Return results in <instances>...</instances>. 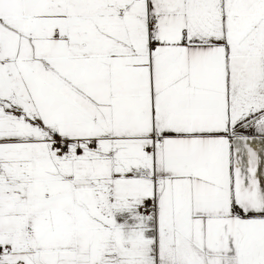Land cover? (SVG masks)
<instances>
[{"label": "snow or ice", "instance_id": "1", "mask_svg": "<svg viewBox=\"0 0 264 264\" xmlns=\"http://www.w3.org/2000/svg\"><path fill=\"white\" fill-rule=\"evenodd\" d=\"M0 264H264V0H0Z\"/></svg>", "mask_w": 264, "mask_h": 264}]
</instances>
